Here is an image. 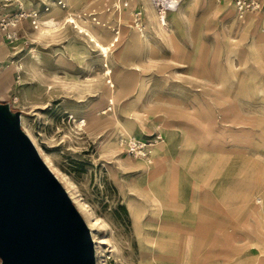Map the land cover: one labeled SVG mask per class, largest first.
I'll list each match as a JSON object with an SVG mask.
<instances>
[{
  "label": "rangeland",
  "instance_id": "rangeland-1",
  "mask_svg": "<svg viewBox=\"0 0 264 264\" xmlns=\"http://www.w3.org/2000/svg\"><path fill=\"white\" fill-rule=\"evenodd\" d=\"M21 1L33 8L53 2ZM98 1L52 6L42 15L43 24L53 18L59 29L51 39H40L22 21L9 31L13 40L4 39L0 57V105L21 116L42 160L70 180L88 208L78 211L104 243L96 264H264V24L254 14L238 20L215 0H183L160 33L148 28V0L132 1L144 10V34L131 28L130 9L118 37L89 22L83 29L62 24ZM197 41L204 46L194 71L190 53ZM231 41L233 69L226 64ZM155 130L166 139L154 158L170 149L187 154L188 203L207 181L209 203L224 206V218L217 220L210 206L193 230L168 223L167 202L153 187L166 179L174 197L176 172L155 159H134L119 145ZM223 180L224 200L214 189Z\"/></svg>",
  "mask_w": 264,
  "mask_h": 264
},
{
  "label": "water",
  "instance_id": "water-1",
  "mask_svg": "<svg viewBox=\"0 0 264 264\" xmlns=\"http://www.w3.org/2000/svg\"><path fill=\"white\" fill-rule=\"evenodd\" d=\"M0 264H95L89 230L0 105Z\"/></svg>",
  "mask_w": 264,
  "mask_h": 264
},
{
  "label": "built area",
  "instance_id": "built-area-1",
  "mask_svg": "<svg viewBox=\"0 0 264 264\" xmlns=\"http://www.w3.org/2000/svg\"><path fill=\"white\" fill-rule=\"evenodd\" d=\"M133 0H99L94 6L82 9L73 14L74 20L81 21L108 30L112 35H119L122 28L121 18L124 12L130 9V26L139 33L146 32L144 10L141 6L132 4ZM182 0H148L154 11L158 24L166 28L170 14L178 10ZM228 10H231L238 20H243L248 14H254L258 23L264 24V0H215ZM52 6L65 10L66 0H53L52 4L43 3L40 8L26 9L17 0H0V35L9 41L15 37L10 30L16 29L22 21H27L33 30H37L42 23V15L48 14ZM76 24L64 18L62 24ZM118 37V36H117ZM165 136L160 131L144 134L143 136H127L119 141L121 149L130 157L146 163L152 161L154 149L163 144Z\"/></svg>",
  "mask_w": 264,
  "mask_h": 264
},
{
  "label": "crops",
  "instance_id": "crops-1",
  "mask_svg": "<svg viewBox=\"0 0 264 264\" xmlns=\"http://www.w3.org/2000/svg\"><path fill=\"white\" fill-rule=\"evenodd\" d=\"M17 1L21 4H23V1H21V0H17ZM134 2L136 3L137 1H134ZM24 5H23V7L26 9H34L33 7H30V5L27 3ZM91 7L92 6H90L89 8H91ZM82 9H79V10H82ZM85 9H87V8H85ZM79 10H76L75 12H77ZM75 12L68 14L66 17L73 16V14ZM2 17L3 16L0 15V19ZM66 17H64V18H66ZM64 18L61 20V22L64 20ZM48 19H53V18H48ZM156 24H157V22H156ZM157 26L159 27V25H157ZM55 28L57 30H59L57 27H55ZM122 30H123V28H121L120 32ZM106 31H108V30H106ZM159 31L166 32L168 30L167 29H161L159 27ZM109 33H111V32H109ZM5 48H6V44L4 42V38L0 35V57L2 56V49H5ZM165 139H166V137H165ZM179 151L180 150L174 151V150L170 149L168 153H164L163 155L160 154L156 158H154V154L152 156V160L155 159L156 163H158V165L161 169H165V168L174 169V171L176 172V178H177L176 181L177 182H176V186H175L176 192H175L174 197L172 195H171V197L168 196V191L166 190L167 189V180L166 179L161 180L162 183H160L158 185H154V187H153L154 194H156L157 197L159 196L161 201L167 202L166 204L168 205V208L167 209L164 208L163 214L166 216V218H168V220H169L168 223L171 226L175 225L177 229H181V227H182L183 229H186V230L187 229L189 230L188 225H190V226H192L191 229L193 230V229H195L196 226H199L202 222H204L203 220H200L201 216H203V215L208 216V212L212 208H213L212 211H214V214H216V216H217L216 217L217 220L219 218H224V215H223L224 214V206H222L220 204V206L215 205L216 207H214V205L209 203L208 194L210 191L208 190V188L206 186L208 183L207 181H206L205 186H201L200 190H197V192L194 191L196 193V196H197L194 203H192V204L188 203L192 199V197L189 196V193L193 190L189 187V185H186V181L184 180V175H183V173H184L183 169L186 166V155L187 154L184 152H179ZM216 167H217V165L215 164L213 167V170H215ZM225 170L226 169L224 167H222V170L220 168L219 172H221L222 174H225ZM216 183H217V187L216 188L214 187V189H216L215 192L217 193V196L222 198V199L225 198L224 197L225 190H224V186L222 185V183H224V180L221 182L216 181ZM165 186H166V188H165ZM204 187H205V190L203 189ZM212 192H213V190H212ZM172 202L174 203V205H172V206H174L173 208L169 205V204H172ZM218 202L219 201H216V203H218ZM211 203H213V202H211ZM187 204L190 205L192 208L190 206H188ZM210 206H213V207H211V209H210ZM184 210H185V213L183 212ZM207 223H208L207 226L212 224V222H207ZM216 240H217V238H216Z\"/></svg>",
  "mask_w": 264,
  "mask_h": 264
},
{
  "label": "bare ground",
  "instance_id": "bare-ground-1",
  "mask_svg": "<svg viewBox=\"0 0 264 264\" xmlns=\"http://www.w3.org/2000/svg\"><path fill=\"white\" fill-rule=\"evenodd\" d=\"M146 1V0H145ZM182 2V1H181ZM146 3V2H145ZM181 5V4H180ZM87 7V5H86ZM180 7V6H179ZM179 9V8H178ZM145 10H146V14H147V17H148V21L151 20L152 22H150V24L148 23V28H151L152 30H155L156 33H160L159 32V27L161 29H165L163 27H161L158 23L156 24V20H155V16H154V11L152 10V8L145 4ZM178 11V10H177ZM176 12V11H175ZM67 18V22H68V19L71 20V22H74L75 24H77V22L74 20L73 16H68L66 17ZM248 18V17H247ZM86 23V21H81L79 24H78V28L79 29H83L84 27V24ZM57 24L54 22V20L52 19H48L44 24L41 23V26L37 29V31L35 32L36 36H38L40 39H47V38H50L57 35V32L58 30L55 28L57 27L56 26ZM159 25V27L157 26ZM77 27V26H76ZM171 32V31H170ZM173 33V31L171 32V34ZM86 34V33H85ZM167 34V33H166ZM169 34V32H168ZM163 38V37H162ZM171 38V37H170ZM130 39V38H129ZM130 41L132 43L136 42L133 38L130 39ZM228 45V44H227ZM230 45H234L232 48L230 49H227V52H228V57L226 58V64L228 66V68H234V56H235V52H234V47L236 46V44H234L233 41H231V44ZM203 43L202 41H197L192 49V52L190 53V62L192 64V69L195 71L197 68L196 66L200 63V57H201V53L203 52ZM264 62V61H263ZM228 70V69H227ZM217 76V75H216ZM55 80V79H54ZM87 80L88 78L84 77V79L82 80H79L81 83L84 84H87ZM55 84V83H54ZM81 87V86H80ZM51 88V87H49ZM109 102V105L112 104V100H108ZM10 111V110H9ZM11 113V111H10ZM18 119H19V125H20V119H21V116L19 115L18 116ZM214 120V119H213ZM79 122H81L82 124H84L85 120L82 119V120H78ZM76 121V122H78ZM80 124V123H79ZM20 128H21V125H20ZM22 130V128H21ZM23 131V130H22ZM23 133L28 137L27 133H25L23 131ZM190 134H191V138H194L195 136V133L190 130ZM29 138V137H28ZM30 140V138H29ZM31 141V140H30ZM32 143V141H31ZM32 145L34 146V144L32 143ZM38 156L40 157L41 155V151L40 149L36 146H34ZM208 151V150H207ZM203 152V151H202ZM40 159L42 160V158L40 157ZM43 163L46 165V167L49 169V171L51 172V174L54 176V178L57 180V182L62 186V188L64 189L65 193L67 194L68 198L70 199L71 203L73 204L74 208L76 209V211L79 213V215L81 216L82 220L84 221V218L82 217V215L80 214V212L84 215V211L87 210L88 208L86 206H84L83 203H81L80 201H78L75 196H74V193L72 191V183L70 182V180L63 174H59L58 172H56L54 169H53V166L51 164L50 161L44 159L42 160ZM209 162V160H208ZM210 169V168H209ZM232 196V195H231ZM264 196V195H263ZM228 198V197H227ZM233 198V197H232ZM260 199V197H258ZM261 200V199H260ZM257 201V200H256ZM261 209H263L264 206L260 205L259 206ZM87 208V209H86ZM80 212H79V211ZM90 214V213H89ZM88 214V215H89ZM91 215V214H90ZM89 215V216H90ZM84 223L86 224L88 230H89V233H90V237L92 239V242H93V249H94V257H95V264H96V257H97V260H99V258L101 257V254H102V249L99 245H102L104 244L103 242L101 241H97L95 238H94V234L92 233V228L90 226V224L88 223L89 227L91 228V231H90V228L88 227L87 223L84 221ZM93 225H96V224H93ZM93 236V238H92ZM94 239V240H93ZM164 248V245L162 246ZM149 251V250H148ZM161 251H164L163 249H161ZM140 252H142V254L144 253V250L142 249L141 245H140ZM146 252H147V249H146ZM154 254L155 253H150V257H154ZM160 255L163 259V261L165 260V258H167V255L166 253H163V252H160ZM171 256V255H170ZM169 257V255H168ZM157 263V262H156Z\"/></svg>",
  "mask_w": 264,
  "mask_h": 264
}]
</instances>
